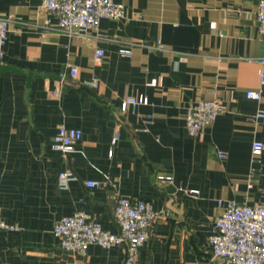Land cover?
<instances>
[{"label":"crops","instance_id":"1","mask_svg":"<svg viewBox=\"0 0 264 264\" xmlns=\"http://www.w3.org/2000/svg\"><path fill=\"white\" fill-rule=\"evenodd\" d=\"M115 1L124 17H103L96 29L72 35L43 0H0V16L10 19L0 59V207L10 227L0 229V264H123L121 245L94 243L80 254L53 233L61 216L79 209L118 230L117 194L167 211L136 264H227L209 241L220 200L264 202V151L252 161L264 127L251 120L264 107L260 0ZM258 88L260 100L247 97ZM130 96L148 103L133 108ZM200 98L219 99L224 111L195 136L185 116ZM61 125L83 130L64 158L52 149ZM63 169L77 174L67 190L57 185Z\"/></svg>","mask_w":264,"mask_h":264},{"label":"built area","instance_id":"2","mask_svg":"<svg viewBox=\"0 0 264 264\" xmlns=\"http://www.w3.org/2000/svg\"><path fill=\"white\" fill-rule=\"evenodd\" d=\"M44 7L51 11L57 18V26L60 30L80 35L90 29H96L103 17L121 18L125 16V8L115 0H43ZM10 19L0 16V59L5 56V45L8 39ZM257 21L261 33L264 35V0L258 3ZM158 48L165 45L159 40ZM121 52L130 54L131 49L123 48ZM105 55L104 49H98L95 53L96 60ZM264 66V58L261 59ZM77 67L71 66L70 74L76 76ZM260 85L264 86V70H260ZM68 73H60V81L63 85L67 82ZM53 95H61L62 89L51 91ZM247 97L260 100L262 89H248ZM127 103L135 108L138 104L148 103L145 96H130ZM224 107L217 98H200L192 103L186 111V127L191 135H199L203 129L211 125L218 115L223 113ZM251 120L260 122L264 127V107L258 109ZM83 138V130L79 127L61 125L52 139V149L61 157H66L75 145ZM119 139V131H116L112 143ZM264 151V141L254 139L252 142V161L257 163ZM111 150V154H112ZM224 157L225 153L220 152ZM254 169L251 172L253 176ZM77 178L73 169H63L58 173V188L67 190L72 181ZM157 178L172 182L171 175L159 173ZM87 186L99 185L98 181L88 180ZM253 184L250 183V186ZM190 193H198L197 189H191ZM221 212L213 223L209 241L213 255L225 261L227 264H264V202L241 203L235 200L219 202ZM167 211L155 209L153 203L136 196L117 194L115 197L114 215L118 230L105 229L101 222L89 215L83 209L72 214L61 216L53 229V233L60 238L61 246L72 252L86 254L91 244H99L105 248L115 245L125 247L126 255L123 264H136L139 250L148 241L153 222ZM10 225L1 216L0 229L9 228Z\"/></svg>","mask_w":264,"mask_h":264}]
</instances>
